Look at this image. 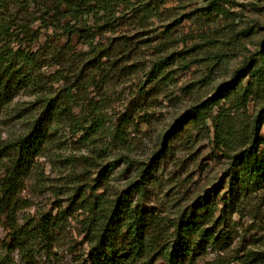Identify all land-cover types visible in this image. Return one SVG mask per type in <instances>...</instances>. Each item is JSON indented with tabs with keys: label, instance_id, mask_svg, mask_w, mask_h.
I'll use <instances>...</instances> for the list:
<instances>
[{
	"label": "rangeland",
	"instance_id": "374dc122",
	"mask_svg": "<svg viewBox=\"0 0 264 264\" xmlns=\"http://www.w3.org/2000/svg\"><path fill=\"white\" fill-rule=\"evenodd\" d=\"M118 1L116 31L108 27L96 43L124 35L138 44L136 53L114 69V79L81 93L88 100L73 112L87 131L58 129L26 180L21 224L57 205L73 209L52 252L38 253L40 264H83L91 204H112L159 150L166 154L150 174L143 206L168 224L191 211L223 228L230 178L248 174L252 152L264 162V79L255 73L264 69V0ZM213 97L216 106L174 127ZM90 100L102 112L92 128ZM39 109L35 96L18 93L0 112V143L22 133ZM239 210L228 216L227 247H208L194 264H239L243 254L264 251V183L242 198ZM8 233L0 225V264H23L18 251L6 248Z\"/></svg>",
	"mask_w": 264,
	"mask_h": 264
},
{
	"label": "trees",
	"instance_id": "16d2710c",
	"mask_svg": "<svg viewBox=\"0 0 264 264\" xmlns=\"http://www.w3.org/2000/svg\"><path fill=\"white\" fill-rule=\"evenodd\" d=\"M118 6V0H0V112L20 92L41 102V109L24 131L0 143V225L9 230L6 248L18 251L23 264H40L38 253L52 252L73 211L72 205H57L24 224L19 222V212L28 206L23 193L36 158L45 153L63 126L69 125L75 134L87 131L84 121L73 112L75 103L86 99L81 93L90 85L114 79L118 75L114 69L138 49V44L124 35L96 43L108 27L116 31ZM116 39L121 42L117 44ZM250 67L251 63L238 72ZM261 71L264 79L262 67L255 73ZM57 83L62 85L55 88ZM216 105V97L207 100L178 117L174 127L191 114L202 116L206 106ZM87 106L90 114H96L92 128L102 112L95 100L87 101ZM219 135L218 130V142ZM165 154V149L157 151L141 170L140 179L122 190L112 204H91L86 226L91 246L83 264L134 260L142 264H194L208 247H227L232 238L228 218L240 211L244 196L262 187L264 162L252 152L248 174L235 173L230 178L224 226L217 229L216 223L208 226L197 212H183L168 224L143 206L150 174ZM112 169L104 167L108 172ZM135 195L140 196L139 201ZM238 263L264 264V251H249Z\"/></svg>",
	"mask_w": 264,
	"mask_h": 264
}]
</instances>
